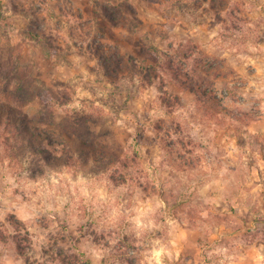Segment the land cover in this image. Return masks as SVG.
<instances>
[{
  "label": "rangeland",
  "instance_id": "rangeland-1",
  "mask_svg": "<svg viewBox=\"0 0 264 264\" xmlns=\"http://www.w3.org/2000/svg\"><path fill=\"white\" fill-rule=\"evenodd\" d=\"M18 79L0 264H264V0H0Z\"/></svg>",
  "mask_w": 264,
  "mask_h": 264
},
{
  "label": "trees",
  "instance_id": "trees-1",
  "mask_svg": "<svg viewBox=\"0 0 264 264\" xmlns=\"http://www.w3.org/2000/svg\"><path fill=\"white\" fill-rule=\"evenodd\" d=\"M3 67V66H1ZM13 69L15 70V66H13ZM17 74V71H16ZM17 80V79H15ZM5 89H2L0 91V119L5 118L7 122H10L12 124V129L14 131H17V134H21L23 137L26 135V127L25 125L22 126L20 124H17L16 116L21 115L19 111H22V107H25L26 101H25V94H26V87L22 79H18L16 82V86L12 87L13 90H11L10 86L6 84L5 86L2 85ZM34 120H38L39 118H35ZM43 121V120H42ZM40 121V123H44ZM3 122L0 120V123ZM17 134H14L13 137H11V133H9L8 137H5V141L8 145H12L13 140L17 141ZM40 134H37L38 137ZM68 138H71V134H67ZM70 140V139H69ZM11 143V144H10ZM7 145V147H8ZM15 147L13 146L12 149H9L11 153L9 154L10 157L16 156ZM40 147V150H38V153L46 152L44 148L42 147V144ZM69 165V164H67Z\"/></svg>",
  "mask_w": 264,
  "mask_h": 264
}]
</instances>
